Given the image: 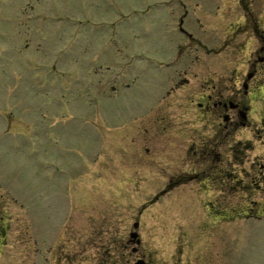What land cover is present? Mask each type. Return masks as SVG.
<instances>
[{
	"label": "rangeland",
	"instance_id": "374dc122",
	"mask_svg": "<svg viewBox=\"0 0 264 264\" xmlns=\"http://www.w3.org/2000/svg\"><path fill=\"white\" fill-rule=\"evenodd\" d=\"M249 1L0 0V264H264ZM213 87L246 119L202 123Z\"/></svg>",
	"mask_w": 264,
	"mask_h": 264
},
{
	"label": "flooded vegetation",
	"instance_id": "af4514ba",
	"mask_svg": "<svg viewBox=\"0 0 264 264\" xmlns=\"http://www.w3.org/2000/svg\"><path fill=\"white\" fill-rule=\"evenodd\" d=\"M252 1L254 2V0H251L247 3H249L251 6ZM264 13V9H255L249 6L248 7H244L242 9H240V13H238L237 18H239V22H231L230 23V27L228 26V28H230V32L232 34H236L237 32L242 33L243 35H248V38L251 39L253 36V33L255 36H258L256 38H261V48H260V52L262 53L259 57V59L257 60V62H255L256 64L261 63V65L263 66L260 70L262 71V75L264 74V22H262V18H257V16H263ZM228 16H234V14L232 13V10L230 12V14H228ZM230 19V18H229ZM235 19V20H236ZM224 21H227V19H225ZM179 31L182 35H188L186 29L184 28L186 26V23L184 21V19H180L179 20ZM239 29V30H238ZM258 32H260V34H258ZM230 33V34H231ZM181 45H179L178 47V54L179 56H177V58L175 59V61L173 62H168V68H171V66L174 64H179L182 66V68L184 67V61L183 59L185 58L182 54V47H180ZM186 59V58H185ZM198 59V63H193L192 67H196L198 68L200 63H199ZM190 69V68H189ZM191 71V70H190ZM257 72L258 70L256 69V65H251V70L250 73L248 75V80L250 82H252L254 79L257 78ZM186 74V73H185ZM197 77V75H195ZM199 76V75H198ZM264 80V76H262ZM186 81L188 79H185ZM170 81V80H169ZM256 82V81H255ZM259 82V81H258ZM183 81H180L176 87H180V85H183ZM255 87L258 88V86H256L255 83ZM215 88L217 87H213V89L211 90V93H205L202 96V102L197 103V107L199 109V117L201 118L200 121L203 123L205 117H207L209 119V117H216L219 121V125L218 127H221L223 125V123L225 124V129L230 127L231 125H234V118H236L237 115H239L242 119H246V113L247 111H249V107L245 106L244 103L242 104L241 100H237L236 96L232 97V95H230L227 92H234L236 91V89L234 87L232 88H219L217 94L215 92ZM244 91L245 93H248L249 91V86L248 83L244 84ZM171 91H168V94H170ZM191 104L194 105V101H191ZM216 121V120H215ZM196 139H203V137H195ZM219 138H223V137H219ZM216 138V139H219ZM210 144H212L211 149H209L207 146H202L201 148L197 149L196 152H200V154H204L205 152H209L211 151V153H209V156H215V151L217 149L220 148V146L223 144H220V141L217 142H210ZM209 144V145H210ZM195 145L196 143L192 142V150L195 149Z\"/></svg>",
	"mask_w": 264,
	"mask_h": 264
},
{
	"label": "water",
	"instance_id": "95a60500",
	"mask_svg": "<svg viewBox=\"0 0 264 264\" xmlns=\"http://www.w3.org/2000/svg\"><path fill=\"white\" fill-rule=\"evenodd\" d=\"M137 226H138V225H135V227H137ZM139 263H140V264H144V262H142V261H140Z\"/></svg>",
	"mask_w": 264,
	"mask_h": 264
},
{
	"label": "bare ground",
	"instance_id": "6f19581e",
	"mask_svg": "<svg viewBox=\"0 0 264 264\" xmlns=\"http://www.w3.org/2000/svg\"><path fill=\"white\" fill-rule=\"evenodd\" d=\"M139 262H140V261H138V263H137V264H140Z\"/></svg>",
	"mask_w": 264,
	"mask_h": 264
}]
</instances>
